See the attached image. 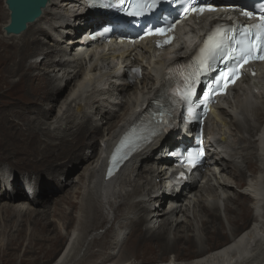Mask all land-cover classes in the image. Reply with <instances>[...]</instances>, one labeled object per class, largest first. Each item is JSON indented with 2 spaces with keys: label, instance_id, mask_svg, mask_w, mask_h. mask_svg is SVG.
Segmentation results:
<instances>
[{
  "label": "bare ground",
  "instance_id": "6f19581e",
  "mask_svg": "<svg viewBox=\"0 0 264 264\" xmlns=\"http://www.w3.org/2000/svg\"><path fill=\"white\" fill-rule=\"evenodd\" d=\"M88 5L50 0L40 18L10 35L4 30L10 10L6 3L0 7V164L15 161L29 177L51 169L58 176H35L40 192L52 198L39 209L37 195L0 184V253L23 250L20 260L28 264H264V95L251 98L236 90L223 121L208 120L207 134L214 143L219 139L211 158L220 168L215 176L209 168L178 193L165 187L171 161L164 153L185 136L178 129L174 137L151 140L105 181L102 145L109 151L139 120L164 69L188 58L185 51L196 46L207 23L193 26L191 39L182 33L178 47L157 58L148 45L144 51L89 48L79 54V31L91 34L108 21H94L92 12L76 19ZM116 57L140 65L142 78L120 76ZM34 109L35 115L29 113ZM226 125L237 131L235 142ZM245 164L254 167L247 178ZM78 168L83 170L66 179ZM59 191L62 196L54 194ZM107 209L114 222L96 236Z\"/></svg>",
  "mask_w": 264,
  "mask_h": 264
},
{
  "label": "snow or ice",
  "instance_id": "6c2138e0",
  "mask_svg": "<svg viewBox=\"0 0 264 264\" xmlns=\"http://www.w3.org/2000/svg\"><path fill=\"white\" fill-rule=\"evenodd\" d=\"M158 0H141L140 3L135 5V11L129 13V15H142L145 11H150L155 8ZM123 4L124 0H120ZM195 0H192L188 8L184 11L191 10L194 13L202 14L204 12H213L215 7L212 5H202L200 7H193ZM244 16H251L250 12H243ZM156 33L163 35L164 29H157ZM234 28H222L217 26L214 31L208 36L204 42L203 47L199 49V55L196 57V62L193 71L185 79V87L182 93L184 101L191 104V98L195 95L196 86L200 82V76L206 75L209 70L212 69V61L222 58L225 61L236 60L237 69L243 67L244 64L255 60H264V15H261L259 23L249 25L242 28L239 32V36L235 34ZM152 34V33H149ZM169 40H165V43H170ZM235 44L238 48L233 47ZM239 75L237 71L232 77L231 82L235 81L236 76ZM229 73L222 72L220 79L225 81V87L227 86ZM220 79L217 80L219 84ZM209 94H204V99L207 101ZM198 106V105H197ZM206 106V105H205ZM189 115H192V109H189ZM203 155V149L194 150L188 153L189 161L194 163L196 158Z\"/></svg>",
  "mask_w": 264,
  "mask_h": 264
},
{
  "label": "rangeland",
  "instance_id": "374dc122",
  "mask_svg": "<svg viewBox=\"0 0 264 264\" xmlns=\"http://www.w3.org/2000/svg\"><path fill=\"white\" fill-rule=\"evenodd\" d=\"M4 6H5V0H0V7H3L4 8ZM61 8H63V7H60V9ZM83 13H80V12H78L77 13V15H76V19L78 18V19H80L78 16H82V18L83 17H87V16H84V15H82ZM83 21V20H82ZM84 24H85V22L83 21V26H84ZM82 26V27H83ZM75 29V28H74ZM78 33V32H77ZM78 37V36H77ZM62 44H64V43H62ZM40 59H42V57L40 58ZM15 79H16V77H14ZM13 78V79H14ZM64 94H65V92H64ZM59 103V102H58ZM59 106H60V103L58 104V107H56V112H54V113H57L58 112V110H59ZM35 107V106H34ZM37 108V107H36ZM40 108V107H39ZM36 110L37 109H34L32 112H29V113H31V114H33V115H35L36 114ZM227 126V125H226ZM225 126V127H226ZM225 131H227L228 133H229V135H230V137H231V139L235 142L237 139H236V137L238 136V133H237V131H235L234 130V128H232V129H229V128H225ZM227 133V134H228ZM99 148L100 147H98V151H99ZM247 153V152H246ZM13 154V153H12ZM245 156H247V154H245ZM239 158H241V157H239ZM8 169V173H10V174H14V175H21V174H24L23 173V171H22V169L19 167V165L18 164H15V161L14 162H3V164H0V171L2 170V169ZM246 168V169H245ZM253 166L252 167H248L246 164H245V166H244V169H245V171H247V172H245V175L246 176H244V178L246 177H248L249 175H253L254 174V170H253ZM9 170L11 171V172H9ZM52 170V172H49V171H46V170H43L42 172V174L41 173H34L35 174V176L37 177V178H40V179H42V180H45L44 178H48L47 180H51V181H55V179H57L58 178V176H57V174L55 173V170H53V169H51ZM83 170V168H78L76 171H74L73 173H71L70 175H68V177H66V179H69L70 177H72V176H74L75 174H78L79 172H81ZM39 171V170H38ZM230 172V171H229ZM43 177V178H42ZM241 179H242V177H240ZM74 179H76V178H74ZM64 182H65V180H64ZM200 185H201V183H200ZM243 185H245V183L243 182L242 183V186ZM63 191H59V192H55L54 194L56 195V196H62L63 195ZM47 194H49V193H47V191H43L42 190V192H38V194H37V196L35 197L36 199H38L39 200V203L37 204V205H35V208L36 209H39L40 207H44V206H48L47 204L49 203V200H50V202H51V200H52V198L51 197H47V198H45L46 197V195ZM28 200V199H27ZM53 204H55V203H53ZM53 204H51V206H54ZM170 205H169V202H167L166 203V208H168ZM107 211V212H106ZM105 211V215H106V217H107V222H106V224H104L103 225V227L99 230V231H97V234H95L96 236L97 235H99V236H104L107 232H109V229H110V227L112 226V224H113V222H114V219H112V212H110L108 209ZM110 215V216H109ZM252 220V219H251ZM250 220V221H251ZM253 221V220H252ZM252 221L248 224V226L252 223ZM111 222V223H110ZM100 227H101V221H100ZM99 232V233H98ZM237 234H239V232L237 233ZM91 237H93V236H91ZM48 244V243H47ZM64 245H65V242L61 245V247H59V249H58V252H57V254H56V256L61 252V250L63 249V247H64ZM23 250H21V251H19V252H17L18 254L17 255H14V252H12V253H10L9 255L8 254H5V255H2L3 253H0V264H28V261L26 262V263H24V262H21V256L23 255V252H22ZM22 253V254H21ZM8 255V256H7ZM20 255V256H19ZM171 257V255L169 254V255H166L164 258H166V259H169Z\"/></svg>",
  "mask_w": 264,
  "mask_h": 264
},
{
  "label": "water",
  "instance_id": "95a60500",
  "mask_svg": "<svg viewBox=\"0 0 264 264\" xmlns=\"http://www.w3.org/2000/svg\"><path fill=\"white\" fill-rule=\"evenodd\" d=\"M49 2L50 0H5L10 10V22L4 27L5 32L8 35L24 32L30 23L40 18Z\"/></svg>",
  "mask_w": 264,
  "mask_h": 264
},
{
  "label": "trees",
  "instance_id": "16d2710c",
  "mask_svg": "<svg viewBox=\"0 0 264 264\" xmlns=\"http://www.w3.org/2000/svg\"><path fill=\"white\" fill-rule=\"evenodd\" d=\"M75 28V27H74Z\"/></svg>",
  "mask_w": 264,
  "mask_h": 264
}]
</instances>
